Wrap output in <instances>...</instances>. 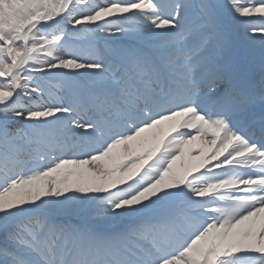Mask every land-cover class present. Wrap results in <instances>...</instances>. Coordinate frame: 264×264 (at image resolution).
<instances>
[{
  "label": "snow or ice",
  "instance_id": "1",
  "mask_svg": "<svg viewBox=\"0 0 264 264\" xmlns=\"http://www.w3.org/2000/svg\"><path fill=\"white\" fill-rule=\"evenodd\" d=\"M0 264H264V0H0Z\"/></svg>",
  "mask_w": 264,
  "mask_h": 264
},
{
  "label": "bare ground",
  "instance_id": "2",
  "mask_svg": "<svg viewBox=\"0 0 264 264\" xmlns=\"http://www.w3.org/2000/svg\"><path fill=\"white\" fill-rule=\"evenodd\" d=\"M199 146V142H196V144L192 145V147H198Z\"/></svg>",
  "mask_w": 264,
  "mask_h": 264
}]
</instances>
